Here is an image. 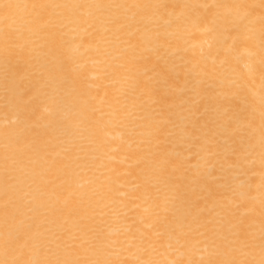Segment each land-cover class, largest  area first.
<instances>
[{
	"label": "bare ground",
	"instance_id": "obj_1",
	"mask_svg": "<svg viewBox=\"0 0 264 264\" xmlns=\"http://www.w3.org/2000/svg\"><path fill=\"white\" fill-rule=\"evenodd\" d=\"M0 264H264V0H0Z\"/></svg>",
	"mask_w": 264,
	"mask_h": 264
}]
</instances>
